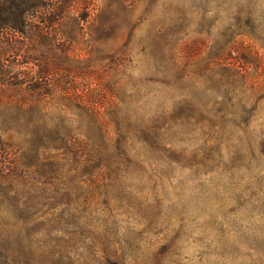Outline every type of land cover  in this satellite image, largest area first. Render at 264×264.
I'll return each instance as SVG.
<instances>
[{"label":"rangeland","instance_id":"1","mask_svg":"<svg viewBox=\"0 0 264 264\" xmlns=\"http://www.w3.org/2000/svg\"><path fill=\"white\" fill-rule=\"evenodd\" d=\"M24 1L0 264H264V0Z\"/></svg>","mask_w":264,"mask_h":264},{"label":"trees","instance_id":"2","mask_svg":"<svg viewBox=\"0 0 264 264\" xmlns=\"http://www.w3.org/2000/svg\"><path fill=\"white\" fill-rule=\"evenodd\" d=\"M35 4H31L29 5V3L27 1L24 0H13V3L11 4V7H7V8H0V15L2 14H7L9 13V19H5V21H0V36H3V30L5 29H9L10 31H19L21 34L25 33V29L23 26H25L26 23V18L28 17L29 13L33 12V7ZM36 6V5H35ZM37 7V6H36ZM35 12V11H34ZM5 34V32H4ZM7 34V33H6ZM222 56L224 57V54H222ZM218 59L221 60V58L219 57ZM85 104V103H83ZM158 104H160V101L158 100ZM157 104V105H158ZM86 106V105H84ZM177 106L178 110L180 109L179 113L180 114H184L183 116L185 118H189L190 115L188 113L189 110L191 109H195L197 111V108H193L190 105H175ZM134 107L131 106L129 103H126L123 105V112L125 113V118L130 119V118H135L137 117L135 115V112L133 110ZM231 111H229L230 113ZM189 116V117H188ZM67 144L70 145L69 141H66V139L64 138H59V144L57 146V148L60 147H67Z\"/></svg>","mask_w":264,"mask_h":264}]
</instances>
